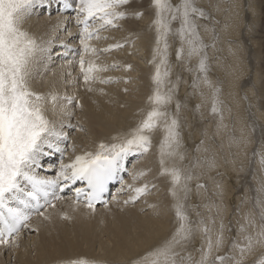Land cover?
I'll list each match as a JSON object with an SVG mask.
<instances>
[{
	"label": "bare ground",
	"instance_id": "6f19581e",
	"mask_svg": "<svg viewBox=\"0 0 264 264\" xmlns=\"http://www.w3.org/2000/svg\"><path fill=\"white\" fill-rule=\"evenodd\" d=\"M143 2L144 0H132L127 7L129 18L119 21L115 28L101 31V39L91 41V45L97 50L96 57L92 58L97 64L109 68L99 75L112 81L92 84V92L87 91L79 68L78 53L82 51V46L75 12L72 9L60 10L62 7L59 8L58 0H54L53 5L48 0H36L25 18L22 30L27 31L41 47L48 49L38 56L32 68L31 87L40 93L56 91L62 95L75 96L82 105V108H74V115L71 117L74 127L70 129L76 130L75 135H70L69 128H65L70 137L74 135V142L69 137L67 141L59 143L60 148L66 149V159L64 151L40 157V166L36 168L40 176L54 177L58 171L52 172L49 165L55 164L56 167L61 159H65L64 162L67 163L76 155L95 152L99 143L114 142L112 137L126 132L143 118L149 107L148 98L154 87L152 76L155 71L150 62L155 37L151 27L153 9L150 5L149 9L144 10L143 6H149V3ZM217 3L219 11L214 9ZM200 4H206L207 11L213 17L212 23L202 21L201 24L208 23V27H215L220 36L216 48L208 50L209 79L222 90L220 98L223 101L225 123L235 122V135L238 138L242 136L246 140L245 144H233L229 147L226 136L215 134L216 121L209 114L210 92L203 87L200 90L190 87L193 74L176 66L174 53L178 41L174 38H170L169 60L173 65L171 78L175 81L177 75L182 77L176 99L185 106L180 113L187 154L184 163L190 164L194 156L216 157L215 168L208 170L200 166L194 170L191 182L193 192L187 203L201 205L196 211L204 213L205 217L209 213L203 208L204 204L221 205V217L225 225L224 249L221 254H224L233 239L242 242L243 234H238L239 224L244 223L245 214L252 212L255 215L258 211L253 205L258 195L257 189L264 184V168L259 163L260 156L264 154V74L255 69L263 55L260 56L264 35L258 32L264 33L261 25L264 3L260 0H231L230 3L228 0H201ZM54 7L56 10H53ZM42 10H46L47 16H37L36 13ZM53 12L62 18H51L54 16ZM133 12H142L143 16L133 18ZM65 16L75 24L74 27L70 26ZM243 21L246 25L241 29ZM201 36L205 42H211V34L205 32L203 27ZM241 37L248 42L243 55L245 52L248 61L245 60L250 66L243 67L244 45H241ZM117 44L123 46L105 51ZM64 54L69 55L71 60L63 65L59 63V58ZM192 64H196L195 58ZM113 65L116 66L114 69ZM201 90L205 93L203 99L199 94ZM197 105H201L199 111L196 110ZM171 107L174 111V104ZM80 109L82 113L78 112ZM49 118L57 121L64 119L67 123L64 117L51 113ZM205 132L206 136L203 135ZM81 133H84V137H81ZM161 135L159 131L153 135V147L149 153L132 155L126 159L124 175L128 174L127 179L130 173H147L136 181V186L147 183L149 194L141 197L136 205L124 204L129 192L127 189L120 192L121 184L113 190L108 207L98 204L95 212L86 208L83 203H74V189L71 191L66 188L67 190L58 193L60 195L66 192L64 199L54 201L56 207L46 210L49 220L33 214L30 227L24 228L21 235L14 238V244L0 246V264H67L77 258L94 260L97 264H133L169 238L175 230L176 220L173 201L168 192V180L159 175L157 145ZM201 139H205L209 153L195 151ZM131 157L134 159L132 170ZM132 182L131 176L125 184ZM197 183L206 184L207 191L201 189L197 194ZM217 185L223 190L222 196L217 195ZM190 214L193 219L197 218L194 213ZM63 215L70 219H62ZM212 215L214 216V210ZM219 222L218 219L217 227ZM101 225H104L102 230L96 231ZM32 228L38 231L34 234ZM201 243L203 240L198 235L188 245L187 251L194 256L198 255L195 248ZM16 244L20 246L17 250ZM262 251L264 250L257 249L247 256L244 264H253Z\"/></svg>",
	"mask_w": 264,
	"mask_h": 264
},
{
	"label": "snow or ice",
	"instance_id": "6c2138e0",
	"mask_svg": "<svg viewBox=\"0 0 264 264\" xmlns=\"http://www.w3.org/2000/svg\"><path fill=\"white\" fill-rule=\"evenodd\" d=\"M43 2V0H41ZM63 9L75 12V21L80 29L79 42L82 51L79 55V68L87 91L92 92L94 83H110L99 74L109 68L95 62L97 50L91 45L93 39H101L100 32L118 26V22L129 18L127 7L132 0H58ZM230 3L231 0H228ZM36 0H0V246L14 244L24 228L30 227L33 214L49 220L46 210L55 208L54 201L64 199L58 193L71 188L77 182L83 187L74 189V203L95 211L97 204L108 207L103 197L110 183L120 180V192L125 189L129 197L124 204L135 203L149 194V185L136 186V181L147 175L146 172L130 173L132 183L125 184L120 173L125 171V161L132 155H144L153 147V135L162 133L157 145L159 175L168 180V192L172 198V208L176 227L172 235L155 248L149 250L133 264H244L247 256L257 249L264 250V184L257 189L258 195L253 205L255 215H244V223L239 224L238 234L242 242L233 239L228 250L224 249L225 225L221 217V205L204 204L209 213L196 211L201 205H189L193 188L191 182L194 170L203 166L208 170L216 167L215 155L194 156L190 164L184 149L180 113L184 105L176 99L178 85L182 77L171 78L173 65L170 63V38L178 41L175 48L176 66L193 74L190 85L194 90L202 87L210 92L209 114L216 121L215 134L226 136L229 147L240 146L246 140L235 135V122L225 123V111L221 100V88L209 79L208 49H215L220 40L212 14L199 6L201 0H151L153 9L152 29L155 32L152 60L155 69L152 76L153 90L148 98L149 107L136 125L122 134L112 137L114 142L99 143L95 152L76 155L70 162L60 161L54 177H42L36 172L42 156L62 152L59 143L69 139L65 128H73L71 117L74 108H82L75 96L56 91L40 93L31 87L32 68L40 54L48 49L41 47L25 30L22 24L30 14ZM219 11V3L214 6ZM139 19L142 12H133ZM208 22L201 24V22ZM218 23V22H217ZM174 25H176L174 27ZM211 34V42H205L201 28ZM123 45L111 46L119 48ZM196 59L193 66L192 61ZM116 66L113 65L114 69ZM130 70V66H129ZM201 98L205 93L199 92ZM174 104V111L172 105ZM201 105H197V111ZM230 111V109H229ZM64 117L59 121L49 118ZM77 130H82L77 128ZM204 136L207 133H203ZM48 149L50 151H45ZM73 151L75 149L73 148ZM197 153H209L205 139L196 145ZM260 166L264 168V154L260 156ZM155 187V185H152ZM218 196L222 188L217 185ZM207 191V185L197 183L195 190ZM150 207H154L151 206ZM214 210V216L212 215ZM190 213H194L196 219ZM239 214V209H237ZM62 219H70L63 215ZM219 225L217 227V220ZM239 223V221H238ZM211 225V226H210ZM32 231H38L32 228ZM230 231V229H229ZM203 243L193 255L187 251L188 245L197 236ZM238 254V255H237ZM67 264H97L94 260L77 258ZM253 264H264V251Z\"/></svg>",
	"mask_w": 264,
	"mask_h": 264
},
{
	"label": "rangeland",
	"instance_id": "374dc122",
	"mask_svg": "<svg viewBox=\"0 0 264 264\" xmlns=\"http://www.w3.org/2000/svg\"><path fill=\"white\" fill-rule=\"evenodd\" d=\"M52 5H53V1L52 0H48ZM262 3H264V0H260ZM144 2H147V3H149V6H143V8H144V10L145 9H149L150 8V5H151V0H144ZM143 2V3H144ZM202 7H206V4H204V6L202 5V4H200ZM46 6V5H45ZM208 6V5H207ZM244 5L242 4V7H243ZM206 10H207V7L205 8ZM53 10H56V7H54V9ZM52 10V11H53ZM46 11V10H45ZM45 11H40V12H38V13H36L37 14V16H47L46 15V13H45ZM55 12V11H54ZM53 12V14L52 15H54L55 13ZM74 15V14H73ZM67 16H69V15H67ZM67 16H65L66 17V21L70 24V26L71 27H74V25L75 24H73L72 22H70L69 21V19H67ZM64 17V18H65ZM51 18H53V19H60V18H62V16H60V15H54L53 17H51ZM264 18V13H263V15H262V19ZM264 20V19H263ZM263 20H261L262 22H261V25H263V27H264V21ZM245 22L243 21V24H242V27H241V29L243 28V26L245 27ZM243 31H244V29H243ZM77 32V31H76ZM251 32V31H250ZM263 32H264V30H263ZM258 34H263L264 35V33H262V32H258ZM262 38H263V41H264V36H262ZM262 38H261V40H262ZM240 41H241V45L244 47V48H242V57H243V67L245 66V65H247V64H249V62L247 63V57L245 56V52H244V55H243V49H245V50H247L245 47H246V44L248 43L247 41L245 42V40L241 37V39H240ZM209 50V49H208ZM69 51H70V49H69ZM263 54V55H262ZM263 57H262V56ZM260 56H261V60H260V58H259V60H260V62L258 61V63L255 65V69H257V71L259 72L260 71V73H262V74H264V42H263V46H262V51H261V53H260ZM247 61H246V60ZM71 60V57H69V55H65L64 54V56L62 57V58H59V63H62L63 65L65 64V62H68V61H70ZM245 60V61H244ZM263 60V61H262ZM256 62V61H255ZM261 62H262V64H261ZM245 63V64H244ZM260 64V66H258ZM247 66H250V65H247ZM257 67V68H256ZM250 68V67H249ZM253 68V67H252ZM251 68V69H252ZM259 68V69H258ZM261 74V75H262ZM129 81H127V83H128ZM249 87V86H248ZM241 89V87L239 88V90ZM79 101V100H78ZM80 102V101H79ZM79 113H82V111H81V109L78 111ZM229 122H231V123H229ZM227 124H229V125H231L232 124V121H228V123ZM69 130V132H70V135H71V133L73 134L74 133V135H75V132H76V130L75 129H68ZM74 135H72L70 138L72 139V143L74 142ZM81 137H84V133H81ZM61 150L62 151H64L63 152V154L65 155V159H66V157H67V154H66V149L64 150V149H62L61 148ZM65 159H64V161H65ZM131 164L132 165H130L131 167V170H132V167H133V165H134V159L131 157ZM58 161V159L56 160V162ZM60 164V163H59ZM59 164L57 163L56 164V167H55V164H51V165H49V167L51 168V170H52V172H57L58 171V168H59ZM55 168H54V167ZM41 168V167H40ZM46 172H48V171H46ZM131 171H129V173H130ZM38 173V172H37ZM39 174V173H38ZM55 174V173H54ZM130 177H131V175L129 174V177H128V179L125 181V182H127L129 179H130ZM117 197V196H116ZM141 199V198H140ZM140 199L139 200H137L134 204H132V205H136L139 201H140ZM110 200V199H109ZM111 203V201L108 203V205ZM95 212V211H94ZM38 217V216H37ZM36 217V218H37ZM32 222V221H31ZM30 222V223H31ZM104 227V225H101V227L100 228H97L96 229V231H99V230H102V228ZM34 234H35V231H34ZM21 235V234H20ZM19 235V236H20ZM25 236H27V232H26V235ZM19 244H20V242H19ZM19 244H16V246H15V249L17 248V249H19L20 248V246H19ZM16 249V250H17ZM9 250V249H8ZM8 250H6L7 251V253H8ZM10 261H11V259H10Z\"/></svg>",
	"mask_w": 264,
	"mask_h": 264
}]
</instances>
